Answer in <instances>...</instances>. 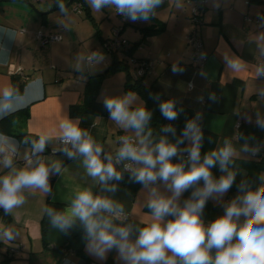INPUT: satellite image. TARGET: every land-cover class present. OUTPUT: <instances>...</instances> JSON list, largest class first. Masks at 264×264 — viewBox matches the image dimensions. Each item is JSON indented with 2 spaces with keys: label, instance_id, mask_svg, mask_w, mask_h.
<instances>
[{
  "label": "crops",
  "instance_id": "obj_1",
  "mask_svg": "<svg viewBox=\"0 0 264 264\" xmlns=\"http://www.w3.org/2000/svg\"><path fill=\"white\" fill-rule=\"evenodd\" d=\"M26 1L34 8L19 0H0V87L10 84L22 91L25 84L39 78L44 81V90L43 97L28 106L29 114L25 121L21 115L19 118L15 116L8 127L37 137L42 132L55 130L62 117L79 119L80 127L89 130L105 151H113L118 147L115 143L117 136L125 133L110 120L108 111L104 113L97 108L93 110L87 107V81L92 75L103 73L112 80L109 89L113 93L109 97L136 93L125 89L127 74L131 80H135L131 58L150 57L154 63L151 73L143 78V82L155 85L164 96L192 110L194 116L197 112L202 113V157L222 146L224 138L231 139L239 135L240 130L246 133L255 127L256 135L247 137L254 138L248 141L251 145L264 141V128L256 123L257 113L264 116V77L254 78L251 73L253 67L264 60V54L260 51V46L264 45V21L258 20L264 14V0H250L249 3H245V0H182V7H176V0H163L156 10L157 15L149 21L133 22L123 17L116 26L120 29V35L131 46L135 45L131 51L115 53L126 69H109L112 55L103 53L105 60L95 70H85L83 73L73 68L77 54L99 48L102 41L112 36V30L106 38L100 34L97 40L93 30L98 28L100 31V26L92 25L91 19L80 17L83 11L80 14L73 9H67V13L61 9L50 11L59 6L58 0ZM14 2H18V5ZM191 3L202 7L203 23L197 30L207 60L201 69L192 64V48L186 41V35L192 28L189 19ZM86 5L91 14L87 2ZM34 9L49 12L38 14ZM40 29L47 33H59L61 38L42 47L35 36ZM146 29L155 31L145 33ZM229 58H239L246 65V70H231L227 63ZM174 63L184 71L174 73ZM9 65L20 66L21 69L10 74ZM189 82L192 83L191 88L188 87ZM98 89L99 85L96 93ZM212 93L218 98L215 102L209 99ZM97 95L95 101L103 104L104 98H97ZM136 95L137 103L143 102L140 95ZM7 135L19 141L15 135ZM233 142L238 150L245 143L242 139ZM25 147L21 144V151ZM54 147H58V142L49 144L43 155L62 161L68 172L65 175H52V194L44 197L37 193L36 198H30L14 215H5L0 209V225H11L18 232L12 241L0 240V261L5 260L6 264H86L82 257L84 254L89 259L88 264H105L108 260L111 264H124L115 249L108 252L104 260L90 255L86 251L84 232L79 225L63 233L52 228L48 217L44 216L42 209L46 204L63 210L67 206L65 197L68 192L80 187L79 184H91V179L84 177L78 159H69L59 151L47 154ZM22 163L19 162L20 165ZM234 164L238 170L236 180L220 201L208 200L217 208L215 217L208 221L204 219L205 224L223 215L224 205L239 194L238 185L242 180H247L253 189L261 184L259 176L264 173V162H257L253 156L241 153ZM211 172L215 178L223 174L218 165ZM117 183L118 191L109 195L123 203L126 212L148 215L149 210L143 206V186L140 185L133 193L121 181ZM160 187L163 191L162 184ZM93 191H99V187H94ZM131 219L142 226L138 215ZM19 243L23 249L8 256V249Z\"/></svg>",
  "mask_w": 264,
  "mask_h": 264
},
{
  "label": "clouds",
  "instance_id": "obj_2",
  "mask_svg": "<svg viewBox=\"0 0 264 264\" xmlns=\"http://www.w3.org/2000/svg\"><path fill=\"white\" fill-rule=\"evenodd\" d=\"M86 2L94 13L108 8L133 22H147L157 15L163 0ZM58 3L61 11L67 13L64 0ZM176 7H182V0H176ZM260 51L264 54V45ZM104 60L100 51L81 52L73 68L81 73L91 72ZM227 63L234 72L246 70L239 58H229ZM172 71L181 73L184 69L174 63ZM251 73L254 78L264 77V63L254 66ZM43 90L44 81L39 78L25 84L22 91L10 84L0 87V119L41 99ZM154 98L159 100L158 95ZM209 99L215 102L218 98L212 93ZM137 101L134 92L103 99L110 120L125 133L118 136V147L113 151H105L89 130L80 127L79 119L62 117L55 130L42 132L36 138L25 136L22 141L0 132V209L12 216L37 193L44 197L52 194L50 177L65 175L68 169L62 161L43 153L49 144L58 142L53 153L59 151L69 159H78L91 184H79L68 192L65 209L46 204L42 212L50 226L60 232L68 233L79 225L90 255L104 260L115 249L124 264H264V173L255 189L247 180L241 181L239 194L224 205L222 216L208 224L202 218L208 200L220 201L235 182L238 170L234 160L241 153L257 155L261 146L248 143L254 138H245L238 150L233 142L241 139L237 135L224 138L222 146L202 157V113L197 112L187 121L173 143L167 135H154L150 127L152 113L142 101ZM176 104L174 99L160 103L166 119L175 120L183 111ZM256 123L264 128V116L257 113ZM161 132L175 136L176 129L169 124ZM185 141L188 146L181 148ZM21 144L26 146L23 151ZM183 153L188 154L186 161ZM174 157L180 158V162L173 163ZM121 164L122 170H118L117 165ZM217 165L223 173L219 178L211 172ZM125 172L130 180L143 186V206L149 210L148 215L126 212L124 204L109 195L118 191L117 182ZM96 186L99 191L94 192ZM189 189L190 197L181 203L183 193ZM134 215L139 216L142 226L132 221ZM16 235L18 232L11 225H0V240L9 242Z\"/></svg>",
  "mask_w": 264,
  "mask_h": 264
},
{
  "label": "trees",
  "instance_id": "obj_3",
  "mask_svg": "<svg viewBox=\"0 0 264 264\" xmlns=\"http://www.w3.org/2000/svg\"><path fill=\"white\" fill-rule=\"evenodd\" d=\"M74 1L81 2L83 5V10L85 11V16L88 19H92L91 14L89 12V9L86 5V1L85 0H73V2ZM154 31L155 30H153V29L152 30L146 29L145 33H150V32H154ZM102 42H101V44H102ZM130 46H131V44L129 42L128 51L129 50L131 51L133 49V46H135V45H132L131 47ZM96 48H98V47H96ZM111 55H112V62L108 67L109 69H118V68H123V69L125 68L126 69V66H124V63L116 57L115 53H112ZM102 75H103V73L92 75L91 79H89L87 81L86 87H87V91L89 94L87 107L89 109H93V110L95 108H97L99 111L106 113L107 109L104 107V104H101V103H98L95 101L96 90H97V87L100 83ZM127 76L128 77H127V80L125 82V89L127 91H135L136 93H138L143 100L144 106L152 113V117H151V121H150V127L153 129L154 135H156V136L167 135L169 141L174 143L176 141V139L181 136V133H182L184 127L186 126L187 121L190 119H193L195 117L192 110H190L185 105L177 102L176 107L178 109L182 108L183 111L179 112L178 117L175 120L166 119L162 115L159 105L161 102L167 101L170 98L164 96L155 85H153V84L146 85L143 82V78H135V80H131L129 77L130 75L127 74ZM157 95L159 96V100L154 98ZM28 114H29L28 107H25L21 111L15 112L12 115H10L4 119H0V131L7 133V134L15 135V137L18 138L19 141H22L25 136H30L32 138H36V136L29 135L26 131H16V130L12 129V127H8L9 122H11L15 116H17L19 118L21 115V118L23 119V121H25ZM169 124H171L176 129L175 136L171 135L170 133H162L161 132V129L165 125H169ZM245 134H246V136L244 137ZM252 134L256 135L255 134V127H252L251 131H248V132L246 131V133H244L242 130L239 131V136L244 141H245V138H247L248 136H251ZM248 141H250V139ZM180 147L181 148L186 147V141L184 142V144H181ZM262 162H264V161H262ZM118 170H122V169L119 167ZM121 182L125 187H127L133 193L141 185L139 183H135L132 180H130L129 174L127 172H125L123 174V179L121 180ZM200 186H201V182H200ZM191 191H192V189H189L188 191H185L183 193V195L181 197V203L183 202V200L188 199L190 197ZM216 208H217V206L212 205L208 201L206 203L202 218L207 220V221L212 220L215 217ZM82 257L85 260L86 264H88L89 259L84 254H82ZM105 264H111V261L108 260Z\"/></svg>",
  "mask_w": 264,
  "mask_h": 264
},
{
  "label": "built area",
  "instance_id": "obj_4",
  "mask_svg": "<svg viewBox=\"0 0 264 264\" xmlns=\"http://www.w3.org/2000/svg\"><path fill=\"white\" fill-rule=\"evenodd\" d=\"M249 1L250 0H245V3H249ZM72 9L78 13H81L83 11V5L79 1H74ZM190 10L191 12H190L189 19H190V22L192 23V28L186 35V41L192 48V52H193L192 64L197 69H201L204 67L206 60H207V56H206V53L203 47V43H202V40L197 30V27L203 23L202 7L200 5L191 3ZM246 19H249V18L246 17ZM258 20L264 21V14H262ZM35 36L40 42V45L43 47L49 44L50 42L59 40L61 38L59 33H53V32L47 33V32L42 31L41 29L36 32ZM128 47H129V42L127 41V39L123 38L120 35V29L113 28L112 36L109 39L103 41L101 44V47L93 48L92 51H100L101 53L112 54L116 52L128 51ZM131 61L133 63V70H134L135 78H144L145 76L151 73V69H152L154 62L150 57L138 58V59L131 58ZM262 62H264V60H261L259 64H261ZM20 69H21L20 66L18 67H14L13 65L8 66V72L10 74L18 72L20 71ZM191 86H192V83L189 82L188 87L191 88ZM119 135H123V134H119ZM258 145L261 146L260 151L258 152L257 155L253 157L257 162H262L264 161V141L260 142ZM55 153H53V149L47 152V154H55ZM187 155H188L187 153H183V158L185 161L187 159ZM172 162L178 163L180 162V158L174 157L172 159ZM119 166L122 169L123 167L122 164ZM20 249H23V245L21 243L17 244L13 248H9L8 256H11L13 252H15L16 250H20ZM0 264H6V261L5 260L0 261Z\"/></svg>",
  "mask_w": 264,
  "mask_h": 264
},
{
  "label": "rangeland",
  "instance_id": "obj_5",
  "mask_svg": "<svg viewBox=\"0 0 264 264\" xmlns=\"http://www.w3.org/2000/svg\"><path fill=\"white\" fill-rule=\"evenodd\" d=\"M3 3H5V2H3ZM0 4H2V2ZM14 4L18 5V2H14ZM20 5H21V3H20ZM72 8H73V3H71L66 9H72ZM74 12H76V11H74ZM76 13H78V12H76ZM91 15L94 16V18L91 19L92 25L95 26L96 24H98L100 26L99 27L100 31L97 30L98 28H95V30H93V34L96 36L97 40L99 39L100 34H101L100 36H102L104 38H106L107 34H111L112 28H115L116 26H118V24L123 19V17L115 14L113 10L108 9V8L102 9L100 13H94L91 9ZM80 17L88 19L85 16L84 10H83L82 14L80 15ZM116 28H118V27H116ZM87 31H89V30L87 29ZM100 44L98 45L99 47H100ZM78 50H79V48H78ZM109 79L110 78H107V75H102L101 80H100V84H99V89H98V92L96 93V95L98 94L97 98H104L106 96L109 97V94L113 93V91H111V89H109V87L111 86V81H112ZM99 94H100V96H99Z\"/></svg>",
  "mask_w": 264,
  "mask_h": 264
},
{
  "label": "water",
  "instance_id": "obj_6",
  "mask_svg": "<svg viewBox=\"0 0 264 264\" xmlns=\"http://www.w3.org/2000/svg\"><path fill=\"white\" fill-rule=\"evenodd\" d=\"M19 1H23V2H25V3H27L31 8H34L33 7V5L32 4H30L28 1H26V0H19ZM72 1L73 0H67V2L65 3V7L67 8L71 3H72ZM55 9H60V7L58 6V7H54L53 9H51L50 11H53V10H55ZM35 10V9H34ZM36 11V13H38V14H46L47 12H49V11H42V12H39V11H37V10H35Z\"/></svg>",
  "mask_w": 264,
  "mask_h": 264
}]
</instances>
